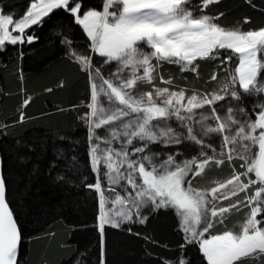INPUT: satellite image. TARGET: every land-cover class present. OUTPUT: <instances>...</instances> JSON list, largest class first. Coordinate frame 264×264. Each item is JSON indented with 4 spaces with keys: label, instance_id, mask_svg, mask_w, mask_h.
Listing matches in <instances>:
<instances>
[{
    "label": "snow or ice",
    "instance_id": "obj_1",
    "mask_svg": "<svg viewBox=\"0 0 264 264\" xmlns=\"http://www.w3.org/2000/svg\"><path fill=\"white\" fill-rule=\"evenodd\" d=\"M218 3L220 0H201L198 5L192 0H102V10L89 9L81 14L82 0H38L18 20L0 9V52L6 44L33 43L36 37L25 36L26 30L42 26L44 18L63 10L86 34L90 52L102 60L98 66L91 55L73 49L71 41H61L68 47L67 57L89 82V102L81 120L86 126L90 168L96 179L84 186L98 194L99 264H105V227L143 224L147 217L141 209L145 207L152 211L173 209L177 231L183 233L178 254L161 258V264H191L185 256L187 245H198L207 264H244L245 260L258 264L264 258V27L242 30V24L250 22L247 18L232 28L221 26L216 21L223 13L203 14L204 9ZM197 10L200 14L194 15ZM200 60H219L223 67L225 76L212 91L192 90V95L186 96L184 88L172 91L155 86L157 77L173 85L171 78L165 81L159 75L163 63L198 75ZM104 66L114 70L105 75ZM211 80H218L215 73ZM140 85L152 90L137 94ZM246 98L256 100L251 111L229 106L224 115L219 114L224 110L219 102L239 104ZM29 102L30 98L25 99L21 107ZM24 120L25 113L20 111L19 121ZM217 140L219 150L212 142ZM116 141L119 145L113 147ZM185 142L197 148L190 159L179 160L180 153H166L161 159V153L150 147ZM235 161H242V171L233 167L229 179L214 181L211 188L193 186L206 170L225 163L233 166ZM58 179L65 181V177ZM86 180L83 177L81 182ZM102 180L107 187L102 186ZM241 193L243 199L222 206V201ZM241 207L249 209L241 223L211 234L210 230L224 224L226 214ZM21 242V231L7 199L4 159L0 157V264H22Z\"/></svg>",
    "mask_w": 264,
    "mask_h": 264
},
{
    "label": "trees",
    "instance_id": "obj_2",
    "mask_svg": "<svg viewBox=\"0 0 264 264\" xmlns=\"http://www.w3.org/2000/svg\"><path fill=\"white\" fill-rule=\"evenodd\" d=\"M33 1L0 0V9L18 20ZM82 4V12L102 10V0H82ZM204 12L211 16L223 13L216 21L223 26L247 18L250 22L242 24L243 30L264 27V0H220ZM27 35L36 37L33 43L6 44L0 52V126H6L0 127V157L4 159L7 199L22 236L19 259L22 264H77L78 260L99 264L98 194L84 186L96 179L81 120L89 102V82L67 57L68 47L61 41H71L73 49L91 55L98 66L102 60L90 52L86 34L63 10L44 18L42 26L27 29ZM197 63L198 75L179 72L177 65L167 63L160 70L172 78L174 86L208 88L211 82L207 80L222 66L210 60ZM29 98V104L22 108ZM248 101L246 98L242 104L250 111ZM20 111L25 113L23 122L19 121ZM83 177H87L84 183ZM238 216V212L227 216L213 231L223 232ZM177 224L173 209H160L143 224L106 226L105 264H161V258L175 257L178 246L184 243ZM185 256L191 264H207L198 245H187ZM244 264L250 262L245 260ZM258 264H264V258Z\"/></svg>",
    "mask_w": 264,
    "mask_h": 264
},
{
    "label": "rangeland",
    "instance_id": "obj_3",
    "mask_svg": "<svg viewBox=\"0 0 264 264\" xmlns=\"http://www.w3.org/2000/svg\"><path fill=\"white\" fill-rule=\"evenodd\" d=\"M33 3H38V0H34L31 3V5ZM192 3L194 5L200 4L198 0H192ZM31 5H30L29 9L31 8ZM87 10H89V9H87ZM87 10H85V11H87ZM82 13L83 12H81V14ZM198 14H200L198 10L197 11H194V15H198ZM203 14H207V13L203 12ZM236 25H233V26H223V25H221V26H223L225 28H232V27H234ZM9 27H10V31H11L12 28L14 27V25L9 26ZM253 30H255V29H253ZM244 31H246V30H244ZM13 34H18V33H15L14 32ZM76 51L81 52V53L84 54V51H82V50H76ZM216 62L220 64V61L219 60H217ZM103 70H104L105 75H107L110 71H112L114 69H109V68H107V66H104V69ZM179 72H181V71L179 70ZM214 73L217 75L218 80L217 81H212L211 78L208 79L207 82H211V84L209 85L208 88H205V89H203V88L202 89H197V88H195V89L194 88H191L190 89V88L183 87V86L177 87V86H174V82H173V85L169 86V85L163 83L162 81H160L159 80V77H157V79L154 81V84H155L156 87H170V90H172V91H178L179 89L184 88V89H187L186 96H190V95H192V90H197L200 93H204V92H209V91H212L213 89H215L217 87V83L223 80V78L225 76V73L223 71V67L221 68L220 72H214ZM214 73H212V75ZM159 75L160 76H163V78H164L165 81L168 80L169 78H171V77H167L160 70V68H159ZM212 75H211V77H212ZM160 82H162V84H160ZM151 90H152V87L151 86L140 85L139 88L137 89V94L140 93V92H147V91H151ZM248 99H249V101L247 102V104H248V107L250 108V111H251V107H252L253 104L256 103V100L253 99V98H248ZM219 103H223L224 104V110H220L219 111V114L220 115H224L227 107H229V106H231V107H237V106H239V107H244L245 108V105L242 104V103H239V104H237V102H231V103H229L228 100H226L224 102H219ZM254 118L255 117L253 116V119ZM172 126L173 127H176V122L175 121L172 122ZM99 134L101 136H104L105 135V133L103 131H100ZM117 142L118 141H116V142L113 143V147L118 146L119 142H118V144H117ZM212 142L217 146V150H219V148H218L219 141L217 140V141H212ZM101 147H104V145L101 144ZM150 147H151V149H152L153 152H160L161 153V157H160L161 159H163L165 157V154L166 153L167 154L180 153V155L178 156V159L179 160L190 159L193 155H196L197 154V148L196 147H190L189 142H185L182 145H168V146H165V145H150ZM240 163H242V161H235L234 164H233V166H229L228 163H225L224 165H221L218 168H215L214 167L211 170H206V172H205V174H204V176L202 178L201 177H197L193 181V186L194 187H198V188H211V187L215 186V184L213 183L214 181H221L222 182V181H225V180L229 179L231 177V175L233 174V167H235L236 171H242V169H240V167H239V164ZM102 171H103V169H102ZM225 171H226V174H221V172H225ZM101 183H102V186L107 187L105 181L102 180ZM105 194L106 195H109V193H107V192ZM123 194L124 193L121 192V195H123ZM243 197H244V193H241L239 197L232 198V199H230L228 201H222L221 204H222V206H227L230 203H234L236 199H243ZM109 207H111V204H109ZM248 210H249L248 208L241 207L239 211L233 209L231 211V213L226 214L227 216H229L231 214H234L235 212H238L239 213V216L237 218H235V220H233L232 223L225 228V230L233 229L234 226H236L239 223H241L243 221V219L245 218V214L248 212ZM154 213H155V211H152L150 207H145V208H142L141 209V214L143 216H146L147 218L149 216H151L152 214H154ZM134 219H136V218L134 217ZM134 224H138V223H127V224H122L121 226H125V225L126 226H132ZM235 230L238 231L239 229L236 228ZM210 232H211V234H219V233H221V232H219V233L218 232H214L213 229L210 230ZM207 236H208V234H205V238H207Z\"/></svg>",
    "mask_w": 264,
    "mask_h": 264
},
{
    "label": "water",
    "instance_id": "obj_4",
    "mask_svg": "<svg viewBox=\"0 0 264 264\" xmlns=\"http://www.w3.org/2000/svg\"><path fill=\"white\" fill-rule=\"evenodd\" d=\"M22 243V242H21ZM20 246H21V244H20Z\"/></svg>",
    "mask_w": 264,
    "mask_h": 264
}]
</instances>
